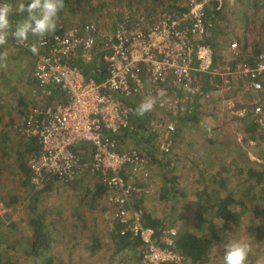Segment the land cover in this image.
I'll use <instances>...</instances> for the list:
<instances>
[{
	"label": "built area",
	"instance_id": "2783aa9c",
	"mask_svg": "<svg viewBox=\"0 0 264 264\" xmlns=\"http://www.w3.org/2000/svg\"><path fill=\"white\" fill-rule=\"evenodd\" d=\"M215 2L220 7L236 1L185 0V11L139 12L107 26H75L46 36L35 54V101L19 129L40 145L28 160L32 184L38 188L50 176L72 183L97 175L110 192L114 219L124 226L120 233L142 242L139 264H180L184 258L177 229L167 228L157 237L153 227L144 225V209L134 204L148 192L150 162L139 146L125 150L113 138L133 130V103L155 101L148 111L153 117L149 132L169 155L177 125L196 104L204 77L223 75L229 87L230 76L238 73L249 90L264 95V53L233 68L215 66V50L207 43V10ZM231 49L235 59L239 42L233 41ZM81 64L95 65L96 78L86 76ZM253 114L264 125L263 96L255 101ZM77 147L86 148L84 156Z\"/></svg>",
	"mask_w": 264,
	"mask_h": 264
},
{
	"label": "rangeland",
	"instance_id": "374dc122",
	"mask_svg": "<svg viewBox=\"0 0 264 264\" xmlns=\"http://www.w3.org/2000/svg\"><path fill=\"white\" fill-rule=\"evenodd\" d=\"M235 1H242L244 5L241 7L239 5L233 7L227 5L224 8L225 12L228 11L230 15L229 20L222 22V27L225 26V29H222L221 32L227 37V41L240 39L241 42H244L248 39L253 40L264 37V0H256L261 5L259 15L253 7L251 8L255 0H252V3H248L251 0ZM175 3V0H169L167 5L160 6L158 0H82L77 6H64L60 11L58 21L75 27L81 26L86 20L96 19L107 26L115 19L124 17L126 14L144 12L156 15L163 11L166 6H172ZM23 18L18 16L11 19V21L15 24ZM255 20L261 23H256ZM59 22H57L58 27ZM253 24H255V27L252 26ZM245 58L248 57L245 56ZM34 62H36V56L31 52L23 53L8 44L0 47V140L3 144L2 151H13L12 158L8 162L4 161L0 164L2 171L0 199L6 197L8 203L14 199L11 190L13 186H10V184L13 183L14 172H17L15 168L18 159L16 151L20 143L24 142L19 135L20 124L27 118L30 112L28 107L32 106L35 101V83L34 79L33 81L30 80V74L34 70L32 68ZM232 66L229 65V67ZM232 77L235 78L232 80L231 90L229 89L227 92L228 96H225V92L221 93L217 89L220 87H217L209 99L204 100L202 104L198 101L189 109L188 113H191L197 107L196 105L201 107L199 110L202 111V116L199 125L194 123L195 121H189L179 127L180 136L176 141L174 140L172 152L167 157V160L170 159L171 161L167 164L168 167L157 163L163 157L159 145L161 140L154 139L149 142V138L144 132H140V136L134 139L132 145L142 147L140 149L143 151V148L149 150L152 145H156L155 160L146 150L144 151L150 160L155 176L150 184H147L148 192L139 201L145 213L152 215L154 218L164 216V224L167 228H176L178 232L179 230H188L195 234H203L208 224L204 225V229L201 228L200 220L202 217L200 215H203L204 207L214 204V198L218 195V192L221 195L226 194L227 191L234 192L236 196L241 195L243 197L241 199L246 200L247 204H249L248 199L254 195L256 200L253 202V209H261L264 205V125L260 124V128L254 134L258 140L252 141L251 139L254 129L253 122H257L253 114V105L256 100L262 99L264 95L249 90L248 85H246L247 79L244 76L235 73L230 76V78ZM215 83L217 81L214 80ZM241 83H243L244 88L248 89L245 92L242 88L243 94L236 91ZM20 99L28 102L27 106L22 105ZM156 114H158L157 111ZM211 141H215L218 147L212 145ZM240 166L246 167V170L249 171L250 169L259 171L262 174L261 181L256 182V179H254L251 182L255 186L243 188L242 183L249 180V175L241 174L239 171ZM222 167L230 168L221 171L220 178L225 180L228 185V189L223 191L219 189L221 186L219 183L212 182V178L220 173ZM167 171L170 172L169 178L175 177V184H177L180 191L184 192V195L180 193L170 202H166L161 198L159 189L161 175ZM71 184L57 180L50 185L51 188L47 189L48 193H45L42 197L41 209L47 212L46 217L50 234V246L48 252L44 255H46V258L53 255L56 258L55 264H107V257L105 256H109L108 264H122L118 262L117 255L114 252L117 248L116 245H114V248L108 242V240H112L109 236L113 229L111 213L109 212L106 215L108 219L106 220L103 211L98 213L97 210L93 211L90 204L80 202L81 199L78 194L83 195L85 189L76 190ZM81 185L84 186V183H81ZM205 187L208 188V192L211 194L210 197L201 196V191ZM21 191V193H18L23 194L24 191ZM213 193L214 195H212ZM23 202V195L15 206L12 204H10V207L6 206L5 202L3 203L0 200V256L2 264H12V261L15 260H18L17 264H38L34 256L23 255V252L27 249L26 245L36 240L33 231L28 228L26 223V211L21 207ZM198 202H201V205ZM103 205L105 207L106 203ZM74 207L78 211H84L83 215L85 216L79 214V219L71 217L72 208ZM233 208L239 216L240 224L231 222L232 230L227 233L222 232L220 243L222 245L229 238L244 239L248 241L251 247L249 257L255 259L256 255L264 254V240L259 241L253 235L256 232L250 233L248 229L250 226H254L264 239V215L256 218L251 211L245 213L241 205H234ZM204 217L212 219L213 216L205 212ZM84 219L88 225H91V232L88 234H85L82 230ZM13 224H16V227L10 229ZM76 224L78 226L75 227ZM217 228H220L219 231L222 229L220 226ZM67 231L72 232L67 234L65 233ZM94 233L103 235L105 248L108 252L104 256H99V262H95L93 257H90V252L85 248L91 243L90 237ZM22 238L26 240L23 241ZM39 243L44 246L40 241ZM252 244L254 247L251 246ZM221 245H217L210 251L211 259L219 258L222 261L223 251ZM257 246H259L258 251L260 254L256 252ZM67 250H74V253H71L69 261L60 263L59 261L66 259L62 256L65 255ZM81 255H85V262L80 260ZM126 256H128L127 252H125ZM38 260L41 264H46L43 262V257ZM131 264H139L137 258H134Z\"/></svg>",
	"mask_w": 264,
	"mask_h": 264
},
{
	"label": "trees",
	"instance_id": "16d2710c",
	"mask_svg": "<svg viewBox=\"0 0 264 264\" xmlns=\"http://www.w3.org/2000/svg\"><path fill=\"white\" fill-rule=\"evenodd\" d=\"M81 1L82 0H64V6H67V7L69 5L77 6L81 3ZM168 1L169 0H158V3L160 6L161 5L165 6L167 5ZM184 1L185 0H175L176 3L174 5L172 6L168 5L164 8V10H169V11L171 10L172 12H179L181 10L185 11V7L181 6V4ZM248 3H251V2H248ZM218 4H219L218 2L213 3L212 8H208L207 10L208 21L210 22L209 30L212 32V39H208V43L211 44L215 48L214 50H217V51H218L219 42L213 38L217 33L218 22L221 21L220 19L222 18V14L225 11L224 8H226V6L229 5L228 3H224V5L218 7ZM234 4L239 5V7H241L244 5V2L238 1V2H235ZM252 6L256 12H257V9L259 10L261 8V5L256 0L254 3H252ZM75 9H77V7H75ZM257 15H259V13H257ZM15 17H18V16L11 17V19H14ZM122 19H123V16L121 18H118V20H122ZM84 22L85 23H83L81 26H86L87 24H90L91 22H95L100 26L102 24L103 25L105 24V23H100L96 19L86 20ZM256 23H261V22L256 21ZM59 24H60L59 27L57 25V29L54 32L57 35L64 34L67 29H70L74 26V25H69L62 21L59 22ZM255 24H253L252 26L255 27ZM76 27H80V26H76ZM258 39H261V38H258ZM36 41H37V37L33 36V37H30L27 43L21 45V44H18L14 39L9 38L7 44L12 45L15 50H20L23 53L31 52L33 55H35L36 53H38V51L36 53H33L32 51H30L29 45ZM253 41L254 40L248 39L242 42L240 54L239 56L235 57V61H234L235 64L251 63L255 56L259 55L260 53H264V51H262V47H258V44L256 46V44L254 43L253 46L251 47V44L253 43ZM217 51H215V66L218 65V52L219 51L218 52ZM246 53L248 56L247 59L245 58ZM81 65H82L81 67L83 68L86 76H88L89 78L90 77L96 78V76L94 75V72L96 70V67H94L95 65L91 67L83 65V64ZM32 68H35V62L32 64ZM33 73H34V70L30 74L31 75L30 80L32 81L34 79ZM207 77L208 76H206V78ZM207 83L208 82H205L203 79V87H204V84H207ZM205 91H206V87L202 88L199 91L195 99L196 104L198 103L199 99H201L205 95ZM20 103L25 106H27L28 104V102L24 101L23 99H20ZM32 106L30 105L28 109L31 110ZM133 106L136 110L139 105H136V103H133ZM196 106L197 107L191 113H187L177 125L176 133L172 137L173 138L172 147H173L174 140L176 141V139H178L180 136V131L178 129L179 127L182 126V124L187 123L189 121H193V122L195 121L194 123H197L199 125V122L201 119L200 117L202 116V111L199 110L201 108L199 105H196ZM152 118H153L152 115L149 114L148 112H146L143 116L137 115V113H135L132 119L133 130L124 131L119 135V137H113V138H116L117 140H119L121 143L122 149H125V150H128L131 146H133L132 144L134 142V139L137 138V136H140V131H143L145 134H147V137L149 138V142H151L154 139L156 140L157 135L149 132L150 123H151ZM260 126H261L260 123L253 122L254 129L252 131L253 133V137H251L252 141L258 140L254 134H256V130L260 128ZM19 135L21 136L20 137L21 140L24 142L20 143L18 150L16 151L18 155L17 163L15 165L17 172H14L13 174L14 179H12L13 183L10 184V186H13L11 190L13 191L14 199L10 203L6 201V197L5 199L3 198L0 200L3 201V203L5 202L6 206L10 207V204L15 206L18 203V200L22 197V195L24 196V202L21 204L23 206L21 207H23L26 211L25 213L26 223L28 225V228L33 231L36 240L34 242L31 241L30 243L26 245L27 249L26 251L23 252V255L24 256L25 255L34 256L37 263L41 264V262H39L38 259L43 257V262L46 263L47 258H46V255L44 254L48 252V248L50 246L49 245L50 244V234L48 230L49 226L47 224V217H46L47 212L46 210L41 209V201H42L43 195L45 193H48L47 189L50 187V185H52L53 182H56L59 179L56 177H51V176L45 177L42 185L38 188L32 184V170L30 169L28 165V160L33 155H36L39 153L40 145L38 144V141L35 138H30L27 136H23L21 134ZM211 142H212V145H215L216 147H218L215 141H211ZM2 146L3 144L0 140V164L4 161L8 162V160L12 158V152H13V151H6V152L2 151L3 149ZM143 149L144 151L146 150L148 154H150V156H152L153 160L156 159L155 157L157 153L156 152L157 150H155L156 145L154 146L152 145L151 149L149 150L146 148H143ZM85 151H86L85 147L76 148V152H78L80 156H84ZM167 157L168 155L163 154L162 160L157 161V163L160 165L162 164L166 165V167H168L167 164L171 163V161L170 159L167 160ZM165 160H167V162H165ZM216 162L218 161L216 160ZM9 167H11V165H9ZM228 169L230 168L222 167V169L219 171L220 173H218L216 176L212 178L213 183L217 182L221 185L219 188L221 189V191H223L224 189H228L227 187L228 185L226 184L227 182L225 183V180L220 178L222 174L221 171L228 170ZM239 171L241 172V174L245 173L246 175H249V180L242 183L243 188L244 187L247 188V186H255V184L251 182L254 179H256V182L261 181L260 177L262 176V174L259 171H255L253 169H250L249 171V170H246V167L244 166H240ZM1 173L2 171L0 168V178L2 177ZM150 173H151L150 179L152 180L155 176V172L152 171V168H150ZM169 173L170 172L167 171L166 173L161 175V183L159 186L161 198L166 202H170V199L174 200L176 195H179L180 193L184 195V192L180 191L177 184H175L174 182L175 177L169 178ZM96 176L97 175L85 176L81 180L72 182L71 185L74 189L79 190V191L82 189H85V191H83V195L81 193L78 194V196L81 199L80 202L90 204L93 207V211L97 210L98 213L103 211L106 220H108L106 215L109 212L111 213V219L113 221V227H112L113 229L112 230L110 229L112 231L110 233V236H111L112 241L117 247L116 254L117 255L122 254L119 256L125 257V252L130 251L132 254L137 255L138 249L142 247L141 246L142 242L140 238L138 237L135 238L130 233H127L126 235H122L120 233V231L123 230L124 226L123 224L119 222V220L114 219V211L111 205H109L108 203L110 192L107 190L105 185L99 181L98 177ZM219 179L220 181H218ZM62 182H65V181H62ZM81 183H84V186L81 185ZM21 190L24 191L23 194H19L22 192ZM208 191H209L208 188L205 187L201 191V196L206 197V196L211 195L209 194ZM212 195H214V193ZM241 198H243L241 195L236 196L234 195V192L227 191V193L224 195L223 194L221 195V193L218 192V195H216V197L214 198L215 200L214 204L207 205V207H204L203 215L202 214L200 215V217H202L200 220L201 228L204 229V225L208 224V227L205 230V232H203V234L199 235V234H195L188 230H179L176 242H177L178 250L183 256L184 260H187L191 262L192 264H201V262H203L207 258L209 251L220 243V235L222 234V232H224V227L226 228L230 226L231 222L240 224V219L238 218L239 216L235 213V210L233 208L234 205L236 206L241 205L245 213H248L251 211L256 218H260L264 215V205H262L263 207L261 209H253V206H254L253 202L254 200H256L254 195H252L251 197L252 199L251 198L248 199L249 204L246 203V200H242ZM201 202H198V204L201 205ZM105 203H106V206L104 207L103 204ZM134 204L136 208H140L142 206L139 200L135 201ZM205 212L210 215L212 214L213 220L210 218L204 217ZM79 214L81 213L78 212L76 207L72 208L71 217H76L77 219H79L80 217ZM164 220H165L164 216H161V217L157 216L156 218H154L152 215L145 213L143 222L145 226L153 227L157 231V237H158L163 230L167 229V227L164 224ZM82 225H83L82 226L83 231L90 232L91 225L90 224L88 225L85 219L82 222ZM74 226L76 227L78 225L76 224ZM218 226L222 227L220 231H219L220 228L219 229L217 228ZM12 227L15 228L16 224L11 225L10 229H12ZM248 231H250V233L256 232L253 235H255L256 236L255 238L259 239V241L264 240L261 236V233L254 226H250ZM99 235L100 234H97L96 236L93 235L90 237L91 244L87 245L88 247L86 249L89 250L91 254L99 251L103 245L102 240L99 238ZM22 239L23 241L26 240L25 238H22ZM39 241L43 243L44 246L41 245ZM137 260L139 263V258H137ZM17 261L18 260L12 261V264H17ZM0 264H2L1 256H0ZM181 264H186V263L182 262Z\"/></svg>",
	"mask_w": 264,
	"mask_h": 264
},
{
	"label": "clouds",
	"instance_id": "9594fccd",
	"mask_svg": "<svg viewBox=\"0 0 264 264\" xmlns=\"http://www.w3.org/2000/svg\"><path fill=\"white\" fill-rule=\"evenodd\" d=\"M63 8L64 0H0V47L6 45L9 38L23 45L35 36L37 41L30 44L29 48L36 53L39 45L44 43V38L56 31L59 13ZM13 16L24 18L13 24ZM154 103L153 99L143 101L136 109L137 115L143 116L151 111ZM231 230V226L224 227V233ZM221 247L222 264H248L251 251L248 241L229 238Z\"/></svg>",
	"mask_w": 264,
	"mask_h": 264
},
{
	"label": "crops",
	"instance_id": "0c3cea01",
	"mask_svg": "<svg viewBox=\"0 0 264 264\" xmlns=\"http://www.w3.org/2000/svg\"><path fill=\"white\" fill-rule=\"evenodd\" d=\"M251 3H252V0H251ZM230 5H232V6H236L235 4H230ZM253 6L251 5V8H252ZM224 11V10H223ZM260 11H261V8L258 10L257 9V13H260ZM230 15H229V12L227 11V12H223V14H222V18L220 19L221 21L220 22H218V30H217V33H216V35L214 36V38L213 39H216L218 42H219V44H218V51L217 50H215V51H217L218 52V65H216V67H219V68H226V67H228V68H230L229 67V65H233V64H235V59H234V53H233V50L231 49V43L233 42V41H238L239 42V45H240V49H241V44H242V42H241V40L240 39H234V40H231V41H227V37H225L224 36V33L223 32H221L222 31V29H225L224 27L225 26H223L222 27V22H224V21H226V20H229L230 19V17H229ZM237 27V26H236ZM228 28V27H227ZM238 28V27H237ZM261 39H257L256 38V40L255 39H253L254 41H253V44L255 43V44H258V47H262V51H264V37H260ZM208 39H212V32L209 30V35H208ZM208 39H207V43H208ZM212 46V45H211ZM253 45H251V47H252ZM213 47V46H212ZM214 48V47H213ZM215 49V48H214ZM245 56L246 57H248L247 56V53L245 54ZM236 65H239V63L238 64H236ZM231 68H233V67H231ZM233 74V73H232ZM224 76H230V74H226L225 73V75ZM233 78H235V77H232L231 78V84H232V80H233ZM204 79V81L205 82H208L207 84H204V87H206V91H205V95L200 99V101H199V103L200 104H202V102H204V100H207V98L209 99L210 97H211V95H213V93L216 91V88L217 87H220V88H217L221 93L222 92H225V96H228V91H229V89L231 90V88H232V85H230L229 87L228 86H225L224 85V81H223V75H220V77L218 76V77H213L212 75H208V77L206 78V77H204L203 78ZM202 79V80H203ZM208 79V80H207ZM214 80L215 81H217V83H215L214 84ZM236 82H239V81H236ZM233 83H235V82H233ZM247 85V84H246ZM239 86V89L238 90H236V91H239L240 92V94H243V90L246 92V90H248V89H246V88H244V86H243V83H241V84H239L238 85ZM203 87V84L201 85V88H204ZM242 88H243V90H242ZM235 91V92H236ZM234 92V91H233ZM237 93V92H236ZM242 187V186H241ZM171 200V199H170ZM78 212H80L81 214L80 215H83L84 214V211H82V210H80V211H78ZM83 216H85V215H83ZM68 228H70V227H68ZM72 231H67V232H65V233H67V234H69V233H71ZM80 232V231H79ZM83 232H85V234H88V233H90V232H87V231H83ZM93 235H97V233L95 234H92L91 236H93ZM103 235H99V238L102 240V247H101V249L99 250V251H97V252H95V253H92L91 254V252L88 250V252H90V257H93V259H94V261L96 262H99V256L101 257V255L102 256H104V255H106L108 252H107V249L105 248V241L103 240V237H102ZM110 236V235H109ZM111 239V238H110ZM91 241V240H90ZM108 242H109V245L111 246H113L114 248H115V244H114V242L111 240H108ZM91 244V243H90ZM90 244H88V245H90ZM219 246L221 245V243H219L218 244ZM73 246V245H72ZM252 247H254L253 246V244L251 245ZM88 246H86L85 248H87ZM257 249H256V252H257V254H260L259 253V251H258V248H259V246H257L256 247ZM214 249V247L210 250V251H212ZM210 251H209V254L207 255V258L203 261V262H201V264H222V261H220L219 260V258L218 259H211V253H210ZM222 251H223V249H222ZM65 252V251H64ZM114 252L116 253V251L114 250ZM71 253H74V250H67V252H65V255L63 254V258H66V259H64V260H61V261H59L60 263H64V262H67V261H69V259L71 258ZM128 253V256H126V257H124V256H118L117 254V260H118V262H120V263H122V264H131L132 262H133V259L134 258H137V256L136 255H134V254H132L130 251H128L127 252ZM74 255V254H73ZM81 259L80 260H83L84 262H85V255H81ZM105 257H107V264L109 263V261H108V258H109V256H105ZM55 257L53 256V255H49V257L47 258V261H46V264H55ZM105 259V258H104ZM183 263H186V264H192L191 262H189V261H187V260H184L183 261ZM97 264V263H96ZM181 264V263H180ZM248 264H264V254H262V255H256L255 256V259H252V258H250L249 257V261H248Z\"/></svg>",
	"mask_w": 264,
	"mask_h": 264
}]
</instances>
